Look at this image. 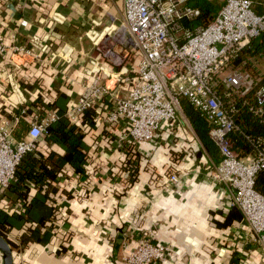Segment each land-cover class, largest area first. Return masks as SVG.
<instances>
[{
  "label": "crops",
  "instance_id": "1",
  "mask_svg": "<svg viewBox=\"0 0 264 264\" xmlns=\"http://www.w3.org/2000/svg\"><path fill=\"white\" fill-rule=\"evenodd\" d=\"M55 12L61 21L53 20ZM122 19V0H0V41H45L55 55L18 59L17 66L9 52L1 55L0 120L13 129L20 118L31 123L48 111L64 113L76 103L93 60L109 86L124 94L127 83L114 73L127 69L131 76L139 55L120 28ZM104 108L73 124L85 144L77 167L67 148L39 139L33 154L43 164L33 171L38 181L28 176L24 183L29 210L14 200V185L4 191L0 207L23 219L2 233L15 244L13 264H128L125 256L140 235L165 247L154 264H264L229 191L209 178L211 161L218 160L181 101L175 122L139 144L128 140L122 124L105 123ZM127 164L128 170L136 166V179L126 176ZM173 172L180 180L169 186L162 175Z\"/></svg>",
  "mask_w": 264,
  "mask_h": 264
},
{
  "label": "built area",
  "instance_id": "2",
  "mask_svg": "<svg viewBox=\"0 0 264 264\" xmlns=\"http://www.w3.org/2000/svg\"><path fill=\"white\" fill-rule=\"evenodd\" d=\"M122 1L120 28L139 55L131 76L127 69L114 73L117 81L121 78L127 83L125 93L109 86L102 77L105 69L93 60L76 103L64 113L48 111L32 120L20 140L7 121L0 120V198L18 181L15 170L23 156L35 153L47 125L60 116L77 124L87 112L103 106L105 123L122 124L128 140L139 144L153 140L163 124L174 123L180 100L186 98L206 119L207 134L220 156L217 162L211 161L209 178L227 188L252 232L254 244L264 253V192L255 189L256 176L264 171V138H253L238 123L242 108L264 120V84L231 63L245 44L264 32V0L260 4L254 0H225L208 25L194 28L179 22L182 17L190 19L199 13L187 4L188 0ZM52 18L61 21L58 12ZM7 52L13 66L24 58L37 59L47 53L55 56L45 41L34 46L0 41V57ZM25 114L21 109L20 116ZM234 134L246 141L248 151L236 145ZM162 178L169 186L180 180L177 172L164 173ZM164 256L163 245L140 235L125 260L128 264H154Z\"/></svg>",
  "mask_w": 264,
  "mask_h": 264
},
{
  "label": "trees",
  "instance_id": "3",
  "mask_svg": "<svg viewBox=\"0 0 264 264\" xmlns=\"http://www.w3.org/2000/svg\"><path fill=\"white\" fill-rule=\"evenodd\" d=\"M224 1L225 0H188L187 4L193 8H196L199 13L190 19L182 17L179 22L184 27H204L212 21ZM257 9H260V5H257ZM250 57L262 59L264 63V32L257 38H253L247 44H245L231 60V63L235 66H241L243 64L249 65L251 61ZM258 78L259 83L264 84V69H262V73L258 75ZM60 97L64 98L65 94L60 93L59 98ZM180 101L202 144L207 149L208 153L214 159L218 160L220 156L218 155L219 153L217 151V148L207 134L208 123L206 119L198 112L193 110L192 106L186 100V98H181ZM90 112L91 111L87 112L83 117H85ZM82 118L79 121L80 123H84ZM238 123L248 134L252 135L253 138H264V120L261 121L253 117L252 114L247 112L245 108H242L241 113L238 116ZM29 128L30 123L20 118L17 125L13 128L14 137L18 140L25 138ZM46 129L47 133L44 135L45 141H47V143L49 144L59 143L61 146L67 148L66 152L70 163L74 167H77L78 163L83 158L82 149L85 146L83 140L81 139L80 126L77 127L73 124H70L66 117L60 116L56 120L50 122L47 125ZM232 137L235 139L236 145L246 151L249 150L250 146L239 134H234ZM137 161H139V157L137 158ZM37 166H43L42 162L37 161V159L32 154H28L23 156L15 170L18 181L13 184L15 187L14 191H16V198L14 200L21 199L23 201V207H25V210H29L30 207V202L27 200L30 188L28 187V185L24 184L25 179L29 176L32 177L35 182L38 181L37 178L33 175V171ZM128 167L129 164L124 166V168L126 169L123 170L125 171L126 176L127 174H131L130 176H132V179H136L138 176L136 166L134 165L131 170H128ZM255 189L259 192H264V171H260L257 174ZM40 196V194H37L35 196V199L43 200L42 198H40ZM17 213L18 212L16 211L11 213L8 212L5 206L0 207L1 235H3L2 233H4V231H6L8 227H17L20 225V223L23 222L22 217ZM7 241L11 246H15L14 242L8 239Z\"/></svg>",
  "mask_w": 264,
  "mask_h": 264
},
{
  "label": "water",
  "instance_id": "4",
  "mask_svg": "<svg viewBox=\"0 0 264 264\" xmlns=\"http://www.w3.org/2000/svg\"><path fill=\"white\" fill-rule=\"evenodd\" d=\"M1 264H13L12 248L7 239L0 234Z\"/></svg>",
  "mask_w": 264,
  "mask_h": 264
},
{
  "label": "rangeland",
  "instance_id": "5",
  "mask_svg": "<svg viewBox=\"0 0 264 264\" xmlns=\"http://www.w3.org/2000/svg\"><path fill=\"white\" fill-rule=\"evenodd\" d=\"M256 1L258 4H260L261 0H254ZM250 64H243L241 65V67L244 69V70H247L248 72L252 73L253 76L255 77H258V75H260L262 73V69H264V63L262 61V59H256V58H253V57H250ZM237 66H240V65H237ZM0 263H1V259H0Z\"/></svg>",
  "mask_w": 264,
  "mask_h": 264
}]
</instances>
